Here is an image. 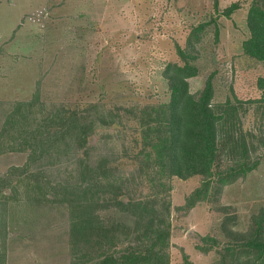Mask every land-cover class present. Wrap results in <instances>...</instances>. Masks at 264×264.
<instances>
[{"label": "rangeland", "instance_id": "obj_1", "mask_svg": "<svg viewBox=\"0 0 264 264\" xmlns=\"http://www.w3.org/2000/svg\"><path fill=\"white\" fill-rule=\"evenodd\" d=\"M251 4L252 0H0L4 264H73L75 253L80 264L97 259L95 244L80 241V235L71 242V210L83 202L80 189L87 177L95 184L92 176H98L103 165L104 181L112 184L93 187L100 200L118 191L126 194L119 198L123 201L127 195L148 194L146 185L132 181L139 166L133 156L143 147L137 116L141 109L169 100L165 66L180 63L175 45L185 49L191 29L202 23L208 25L196 46L199 74L188 80L189 90L197 94L214 75L212 106L228 102L239 108L236 128L254 149L251 158L258 166L188 211L180 207L199 187L201 177L169 180V264H184V254L190 264H263L243 247L256 230L253 218L264 211V110L248 104L264 93L257 87L258 79H264V63L241 49L249 37L246 17ZM231 5L237 8L226 17L224 11ZM58 113V119L72 116L86 125L85 141L59 138L57 122L49 123ZM221 160L223 167L231 163ZM123 180L128 184L122 183L120 190ZM95 215L128 225L125 234L119 231V248L135 243V219L129 213L97 206Z\"/></svg>", "mask_w": 264, "mask_h": 264}, {"label": "trees", "instance_id": "obj_2", "mask_svg": "<svg viewBox=\"0 0 264 264\" xmlns=\"http://www.w3.org/2000/svg\"><path fill=\"white\" fill-rule=\"evenodd\" d=\"M263 2L264 0H252L246 17L249 37L241 45L245 56L262 63ZM236 8L231 5L225 9L224 15L229 17ZM207 25L202 23L191 29L185 49L175 45L180 63H168L163 72L169 87V100L145 107L138 113L143 147L133 156L139 166L138 174L132 175V181L146 185L148 194L141 198L127 195L128 199L123 201L119 198L126 194L118 191L112 198L105 197L100 200L98 191H91L93 187H102L104 182L105 186L112 184L108 179L104 181L106 169L103 165L97 172L98 176H92L95 184L87 177L85 184L81 185L83 188L80 192L83 195L80 198H83V202L79 204V209L73 207L71 210V242L75 243V237L80 235V241L98 247L97 259L92 260V264H169V180L173 177L184 180L193 176L201 177L199 187L187 196L185 204L180 207L188 211L196 204L207 201L210 194L213 195L212 191L220 192L222 187L245 177L258 166V161L251 158L254 149L246 143L241 130L236 128L239 108L228 102L218 107L212 106L214 75L210 74L203 89L197 94H192L189 90L188 80L199 74L195 65L198 59L196 46L201 43ZM214 39H218L217 28L214 30ZM257 87L260 90L264 88V79H258ZM37 95L38 93L35 94ZM248 104H256L259 110H264V93L261 99L250 100ZM23 106L25 104L22 103L21 107ZM64 112L62 111V116ZM74 116L78 117L77 114ZM52 117L49 123H52V120L53 123L57 122L61 130L58 133L61 135L59 138L74 136L79 144L85 141L86 125L80 124L72 116L68 120L60 119L61 117L58 119L59 113ZM222 157L231 163L225 167L221 166L222 160H219ZM127 181L120 182V190L123 188L122 183L128 184ZM113 183H116V180ZM104 193L106 194L105 190ZM97 206L124 211L134 217L135 243L131 242L129 246L119 248V231L125 234L128 225L118 221L114 223L111 218L105 221L97 217ZM253 223L256 230L251 231L243 247H248L249 253H254L255 258L264 264V239L260 238V234L264 233V211L262 215L258 214L253 218ZM91 237H94V242L90 240ZM201 250L207 252L208 249ZM74 255L73 264H80V256L76 253ZM83 256L87 258L89 254ZM0 259V264H4L1 256ZM184 264H190L185 254Z\"/></svg>", "mask_w": 264, "mask_h": 264}]
</instances>
